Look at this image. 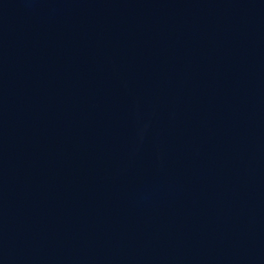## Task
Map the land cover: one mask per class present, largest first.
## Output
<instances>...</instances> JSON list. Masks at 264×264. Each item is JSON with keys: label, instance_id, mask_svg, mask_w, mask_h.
Here are the masks:
<instances>
[{"label": "water", "instance_id": "obj_1", "mask_svg": "<svg viewBox=\"0 0 264 264\" xmlns=\"http://www.w3.org/2000/svg\"><path fill=\"white\" fill-rule=\"evenodd\" d=\"M0 264H264V0H0Z\"/></svg>", "mask_w": 264, "mask_h": 264}]
</instances>
